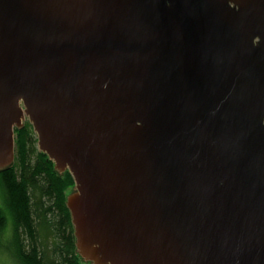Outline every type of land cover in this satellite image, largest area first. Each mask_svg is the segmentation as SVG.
<instances>
[{
    "label": "water",
    "instance_id": "1",
    "mask_svg": "<svg viewBox=\"0 0 264 264\" xmlns=\"http://www.w3.org/2000/svg\"><path fill=\"white\" fill-rule=\"evenodd\" d=\"M25 121L83 264H264V0H0V172Z\"/></svg>",
    "mask_w": 264,
    "mask_h": 264
},
{
    "label": "trees",
    "instance_id": "2",
    "mask_svg": "<svg viewBox=\"0 0 264 264\" xmlns=\"http://www.w3.org/2000/svg\"><path fill=\"white\" fill-rule=\"evenodd\" d=\"M15 134L14 163L0 172L5 206L12 222V257L16 264H83L76 252L66 206L67 193L74 186L71 175L68 171L58 174L54 164L38 150L29 122L15 130ZM6 225V213L0 208V249ZM38 226L51 228L53 233L50 257L40 248Z\"/></svg>",
    "mask_w": 264,
    "mask_h": 264
},
{
    "label": "rangeland",
    "instance_id": "3",
    "mask_svg": "<svg viewBox=\"0 0 264 264\" xmlns=\"http://www.w3.org/2000/svg\"><path fill=\"white\" fill-rule=\"evenodd\" d=\"M15 134V133H14ZM16 136V134H15ZM15 140V138H14ZM72 192V188L70 191H68L67 196L69 193ZM0 208L4 210L7 216V225L2 233V248L0 249V264H16L14 258L12 257V251L14 250L13 247V230H12V222L10 219V216L8 215V211L5 206V200H4V192L2 189V186L0 185ZM49 228V226H47ZM51 229V228H50ZM50 229H43L42 226H38V238L40 248L44 249L45 255L47 257H50L52 254L50 253L51 250V243L53 241V233ZM6 247L7 249H4Z\"/></svg>",
    "mask_w": 264,
    "mask_h": 264
},
{
    "label": "flooded vegetation",
    "instance_id": "4",
    "mask_svg": "<svg viewBox=\"0 0 264 264\" xmlns=\"http://www.w3.org/2000/svg\"><path fill=\"white\" fill-rule=\"evenodd\" d=\"M26 122H27V121L24 122V126H25Z\"/></svg>",
    "mask_w": 264,
    "mask_h": 264
}]
</instances>
